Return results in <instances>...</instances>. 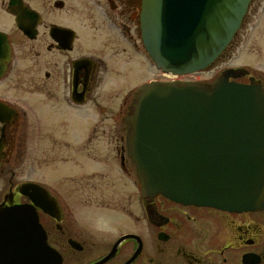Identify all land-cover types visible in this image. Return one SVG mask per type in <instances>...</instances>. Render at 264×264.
I'll list each match as a JSON object with an SVG mask.
<instances>
[{
    "label": "flooded vegetation",
    "instance_id": "af4514ba",
    "mask_svg": "<svg viewBox=\"0 0 264 264\" xmlns=\"http://www.w3.org/2000/svg\"><path fill=\"white\" fill-rule=\"evenodd\" d=\"M262 3L251 0L215 63L239 46ZM142 9L143 0H0V206L31 209L45 233L47 259L58 257L59 264H264V209L228 210L142 194L126 122L135 92L154 79L148 78L154 63L143 41ZM248 65L221 73L235 69L230 80L264 84ZM132 73L138 78L130 81ZM129 85L132 90L114 101L117 89ZM90 104L96 119L77 152L89 157L94 150L85 145L94 138L112 143L115 155L105 154L101 163L115 164L131 186L113 207L106 185L114 180L90 171L85 161H74L66 193L46 178L25 177L28 164L69 163V106ZM58 152L65 154L57 158ZM27 182L48 192L28 194L21 187ZM114 220L124 228L113 229Z\"/></svg>",
    "mask_w": 264,
    "mask_h": 264
},
{
    "label": "water",
    "instance_id": "95a60500",
    "mask_svg": "<svg viewBox=\"0 0 264 264\" xmlns=\"http://www.w3.org/2000/svg\"><path fill=\"white\" fill-rule=\"evenodd\" d=\"M250 2L143 0V41L157 69L186 75L210 67L241 27ZM235 72L225 69L211 82L139 86L126 115L127 148L144 196L264 209V84L230 80ZM21 187L28 194L48 192L34 182ZM47 248L31 209L0 206V264H59L58 257L47 259Z\"/></svg>",
    "mask_w": 264,
    "mask_h": 264
},
{
    "label": "rangeland",
    "instance_id": "374dc122",
    "mask_svg": "<svg viewBox=\"0 0 264 264\" xmlns=\"http://www.w3.org/2000/svg\"><path fill=\"white\" fill-rule=\"evenodd\" d=\"M258 9L259 11L256 16H254L244 28L239 46L234 50L229 51V57L223 58L205 70L186 75H180L178 76V79L197 80L203 82L211 81L227 66L249 64L248 66L253 74L260 77L264 82V3H262ZM250 57H252L253 60L250 61V63H244L243 59H250ZM137 76V73H132L130 81L134 80ZM150 77L165 81L174 78L172 75H162L155 65H153V67L150 69V72H148V78ZM132 87L129 85L125 88L117 89L118 94L115 95L114 101H118L121 99V97L128 94L132 90ZM95 119L96 112L93 110V106L91 104L85 108H72L69 106V163L62 164L57 162L60 164V167L58 168L44 167L41 169L33 168L34 163H32V165L28 164L25 169V177H32V179L41 180L46 178V181L51 183V185H49L53 186L57 192L66 193L69 192V175L75 174H69V170H71V168H75L74 161H85L88 164L90 171L97 169L98 172H101L99 174H104L105 176L114 180L112 186L108 187L106 185V196L107 202L109 201L112 204V207L117 205L119 199H121L120 196L123 194V192H125V190H127L128 186H131L127 184L128 182H126L125 176L119 173V169L115 164H110V166H107L106 164L103 163V165L101 163V161L105 159V154H107V156L115 155V153L112 152V143L108 142L106 139L107 137L91 139L85 146L89 145L91 147L89 148L90 151L94 150V152L91 151V153H89V157H86V154L83 156H78L77 151L80 150L78 147H80L81 142L84 141L89 134ZM108 125H111L110 122L105 121L103 126L108 127ZM62 153L63 155L65 154L64 152ZM62 153L58 152L55 155L57 158H59ZM94 155L97 156L95 157V160L93 159ZM29 156V158H31L33 154H29ZM77 157L79 159H77ZM113 188H115V192L117 191L116 195L112 191ZM110 226L113 229L115 227V229L117 228L119 230L124 228L117 223V220L112 221Z\"/></svg>",
    "mask_w": 264,
    "mask_h": 264
}]
</instances>
